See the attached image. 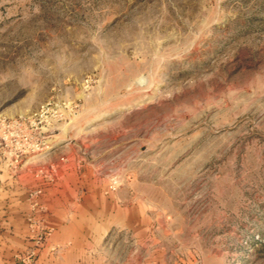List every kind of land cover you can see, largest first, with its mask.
I'll use <instances>...</instances> for the list:
<instances>
[{
	"label": "rangeland",
	"instance_id": "rangeland-1",
	"mask_svg": "<svg viewBox=\"0 0 264 264\" xmlns=\"http://www.w3.org/2000/svg\"><path fill=\"white\" fill-rule=\"evenodd\" d=\"M2 170L16 264H264V0H0Z\"/></svg>",
	"mask_w": 264,
	"mask_h": 264
},
{
	"label": "crops",
	"instance_id": "crops-1",
	"mask_svg": "<svg viewBox=\"0 0 264 264\" xmlns=\"http://www.w3.org/2000/svg\"><path fill=\"white\" fill-rule=\"evenodd\" d=\"M30 178V170L0 172V264H16V251L31 238L27 219L34 187Z\"/></svg>",
	"mask_w": 264,
	"mask_h": 264
}]
</instances>
